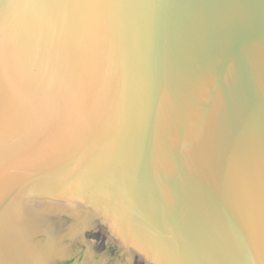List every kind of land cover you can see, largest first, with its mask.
Segmentation results:
<instances>
[{
	"label": "water",
	"instance_id": "1",
	"mask_svg": "<svg viewBox=\"0 0 264 264\" xmlns=\"http://www.w3.org/2000/svg\"><path fill=\"white\" fill-rule=\"evenodd\" d=\"M0 264H264V0H0Z\"/></svg>",
	"mask_w": 264,
	"mask_h": 264
}]
</instances>
